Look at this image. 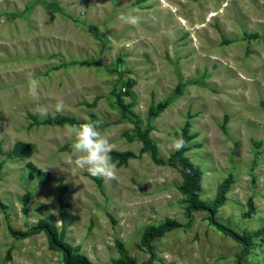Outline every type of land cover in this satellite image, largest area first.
<instances>
[{
	"label": "rangeland",
	"instance_id": "374dc122",
	"mask_svg": "<svg viewBox=\"0 0 264 264\" xmlns=\"http://www.w3.org/2000/svg\"><path fill=\"white\" fill-rule=\"evenodd\" d=\"M129 13L141 22L118 19ZM56 113L96 124L114 151L131 152L114 162V179L67 163L73 124L33 123ZM187 121L184 155L202 172L200 197L212 202L230 178L216 220L261 230L240 258L207 212L186 210L183 178L166 163ZM17 142L29 156L12 157ZM39 219L93 264L117 259V241L146 263L143 236L166 219L180 226L152 240L149 264H264V0H0V264H62L42 232L11 233Z\"/></svg>",
	"mask_w": 264,
	"mask_h": 264
},
{
	"label": "trees",
	"instance_id": "16d2710c",
	"mask_svg": "<svg viewBox=\"0 0 264 264\" xmlns=\"http://www.w3.org/2000/svg\"><path fill=\"white\" fill-rule=\"evenodd\" d=\"M116 102L121 109L122 114H125L130 107V103H126L122 100L121 96L118 94ZM165 104H159L154 110L151 109L152 114H156L158 110L164 108ZM33 123L35 124H49V125H62L65 123L77 125L85 123L83 121H78L72 117H67L56 113L54 116L47 117L42 121L33 118ZM190 122H186L181 130L182 138L187 143L189 139L194 137L189 132ZM137 134L143 145L145 151H149L153 160L156 163H162L163 161L156 157V144L149 137L148 130H142L138 126ZM66 147H70L67 145ZM184 149L179 151H174L167 159L166 163L174 168L179 175L183 178L182 191L185 195L187 202V211H205L207 212L206 221L209 225L213 226L217 231L222 232L225 235H229L234 241H236L241 246L240 256L247 254L252 246L253 238L260 235L261 230H257L252 233V231H244L242 233L235 232L234 230L224 226L215 218V213L217 209L222 206L225 202L226 193L230 187L231 179L228 178L224 180L217 186L215 197L212 202H207L203 200L199 195V185L202 176L200 168L193 164L190 159L184 155ZM31 153L30 147L24 143L17 142L14 144L11 155L12 157L24 158L29 156ZM130 156L131 152H118L112 151L111 157L115 162L123 164ZM26 197V196H25ZM27 203V201L25 202ZM180 224L174 220L166 219L162 223L151 227L145 235L143 236L142 243L147 248L150 258L144 264H149L154 258L152 253L151 242L157 237H161L165 232L179 227ZM42 232L47 241V246L50 250L58 251L61 254L62 264H93L85 255L81 254L77 246H72L69 242L64 239V232L62 229H58L57 226L45 219H39L37 224L31 227L29 231H13L12 234L15 237L25 238L30 235V233H40ZM116 247L118 250V258L113 260L111 264H137V262L129 256L128 252L124 249L120 242H116Z\"/></svg>",
	"mask_w": 264,
	"mask_h": 264
},
{
	"label": "clouds",
	"instance_id": "9594fccd",
	"mask_svg": "<svg viewBox=\"0 0 264 264\" xmlns=\"http://www.w3.org/2000/svg\"><path fill=\"white\" fill-rule=\"evenodd\" d=\"M118 19L128 25L135 26L141 18L134 14H121ZM28 92L31 96L38 95L39 80L32 74L28 76ZM63 110V102L58 101L56 111ZM65 137L70 143L71 157L67 163L77 169L87 171L91 176L101 177L105 180L116 177V164L111 153L114 149L109 137L105 136L98 126L91 122L69 125L65 128ZM186 146L183 138H177L171 144L175 151Z\"/></svg>",
	"mask_w": 264,
	"mask_h": 264
}]
</instances>
